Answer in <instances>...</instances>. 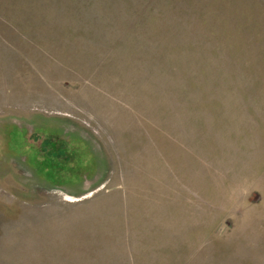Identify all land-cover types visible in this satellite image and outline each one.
<instances>
[{"label":"rangeland","instance_id":"374dc122","mask_svg":"<svg viewBox=\"0 0 264 264\" xmlns=\"http://www.w3.org/2000/svg\"><path fill=\"white\" fill-rule=\"evenodd\" d=\"M0 264H264V0H0Z\"/></svg>","mask_w":264,"mask_h":264}]
</instances>
